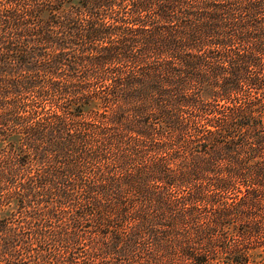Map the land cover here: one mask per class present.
<instances>
[{
	"label": "trees",
	"instance_id": "16d2710c",
	"mask_svg": "<svg viewBox=\"0 0 264 264\" xmlns=\"http://www.w3.org/2000/svg\"><path fill=\"white\" fill-rule=\"evenodd\" d=\"M0 264H264V0H0Z\"/></svg>",
	"mask_w": 264,
	"mask_h": 264
}]
</instances>
